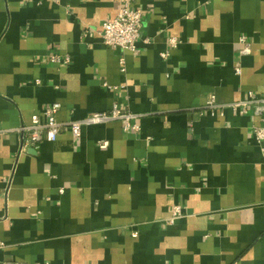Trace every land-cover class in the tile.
<instances>
[{
  "label": "crops",
  "instance_id": "1",
  "mask_svg": "<svg viewBox=\"0 0 264 264\" xmlns=\"http://www.w3.org/2000/svg\"><path fill=\"white\" fill-rule=\"evenodd\" d=\"M132 7L135 54L99 36L119 0H0V264H264V156L251 134L264 120L252 106L205 108L211 95L264 96V0ZM53 103L61 123L117 105L139 130L110 121L75 139L66 127L19 155L17 129Z\"/></svg>",
  "mask_w": 264,
  "mask_h": 264
},
{
  "label": "built area",
  "instance_id": "2",
  "mask_svg": "<svg viewBox=\"0 0 264 264\" xmlns=\"http://www.w3.org/2000/svg\"><path fill=\"white\" fill-rule=\"evenodd\" d=\"M134 0H119V10L117 15L102 24L99 36L103 44L111 49H119L121 52H130L135 54L138 52V41L140 39V32L142 28L143 12L139 9L133 8ZM242 45L240 55H248L251 52V43L246 37L239 39ZM181 42L176 39H170L169 45L172 48H176ZM161 57L167 58L168 52L161 54ZM47 61L50 64H62L68 65L70 63L69 57L62 58L59 55L48 56ZM121 71L124 72V59L120 61ZM235 74L240 75L241 70L235 69ZM37 84H39L37 82ZM252 106L257 116L264 120V96L258 97L254 94H250L244 101L233 103L231 105L219 104L215 96L211 95L206 100L205 108H207L213 115L215 110H222L225 107H230L233 110L242 111L246 113L247 109ZM60 108L58 103H53L42 110L40 114L33 115L30 123L25 124L17 129L19 138L21 141V147L19 155L23 153L27 148H31L38 152L40 145L43 142L54 143L64 128L68 127L70 134L73 138H79L81 136V130L84 126L100 125L110 121H123L124 129L139 130L138 125L134 124L140 116L129 113L126 110L120 109L117 105H114L109 113H95L88 117L70 121L68 123H61L57 121L56 114ZM251 134L258 145L261 154L264 156V124L253 125L251 127ZM108 143L106 141L99 142L100 148H106ZM60 194H63V189L59 190ZM182 216V210L180 206H174L172 210L171 218L169 222L179 219ZM3 244L0 243V249Z\"/></svg>",
  "mask_w": 264,
  "mask_h": 264
}]
</instances>
